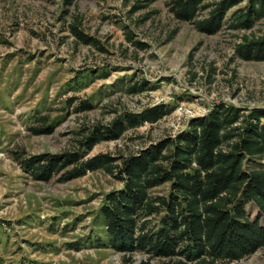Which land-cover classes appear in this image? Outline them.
<instances>
[{
    "label": "rangeland",
    "instance_id": "rangeland-1",
    "mask_svg": "<svg viewBox=\"0 0 264 264\" xmlns=\"http://www.w3.org/2000/svg\"><path fill=\"white\" fill-rule=\"evenodd\" d=\"M213 1L203 2L195 20L208 15ZM247 1L228 9L221 28L207 34L194 20L178 21L171 0H0V264H175L108 245L100 209L107 193L124 187L116 171L96 169L69 180L61 171L41 181L20 160L79 151L83 158L108 153L119 165L121 157L174 140L191 118L219 103L239 107L241 115L264 107V60L235 55L243 35L264 33V15L246 30L229 25ZM72 24L92 42L79 40ZM153 105L166 112L157 121L107 137L104 128L117 116ZM100 129L103 138L90 150L81 147ZM262 163V155L245 156L242 169ZM170 185L148 194L167 197ZM243 210L251 220L258 217L253 202ZM138 220L143 232H156L166 212L155 209ZM258 220L264 225L263 215ZM215 264H264V246Z\"/></svg>",
    "mask_w": 264,
    "mask_h": 264
},
{
    "label": "trees",
    "instance_id": "trees-1",
    "mask_svg": "<svg viewBox=\"0 0 264 264\" xmlns=\"http://www.w3.org/2000/svg\"><path fill=\"white\" fill-rule=\"evenodd\" d=\"M204 1L171 0L173 14L178 21L194 20L197 30L213 34L221 28L227 10L242 0H215L208 15L195 20ZM263 15L264 0H248L244 9L233 12L230 28L249 29ZM71 29L82 42H92L74 24ZM235 55L242 60H264V33L243 35L235 45ZM240 112L239 107L219 103L191 118L188 129L174 140L167 137L121 157L119 165L108 153L83 158L79 151H67L30 155L20 160V166L41 181L61 171L65 180L96 169L116 171L124 187L107 193L100 209L107 243L116 251L132 254L142 249L175 264H185L177 256H184L189 264L236 261L264 246V225L258 220L264 216V107H254L246 115ZM165 113L162 105L125 112L104 129L108 138H117L125 126L155 122ZM101 134V129L92 133L81 147L90 150L103 138ZM255 155L263 156L261 167L245 172V156ZM166 181L171 182L167 197L148 194V189ZM249 202L258 208L253 220L243 210ZM159 208L165 210L166 222L156 232H143L144 221L138 218ZM140 264L150 263L143 260Z\"/></svg>",
    "mask_w": 264,
    "mask_h": 264
}]
</instances>
